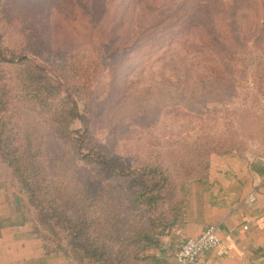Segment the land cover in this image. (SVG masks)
<instances>
[{
  "label": "rangeland",
  "instance_id": "374dc122",
  "mask_svg": "<svg viewBox=\"0 0 264 264\" xmlns=\"http://www.w3.org/2000/svg\"><path fill=\"white\" fill-rule=\"evenodd\" d=\"M0 38V126L10 144L31 143L48 191L69 204L55 203L58 235L68 234L58 219L81 222L82 237L125 260L126 241L149 232L157 257L180 183L205 176L215 156L264 160V0H0ZM40 67L53 80L67 71L48 108L36 97ZM68 93L85 124L72 121L65 138L53 116L72 107ZM95 152L157 171L155 206L136 174L113 173ZM0 172L11 177L1 160Z\"/></svg>",
  "mask_w": 264,
  "mask_h": 264
},
{
  "label": "crops",
  "instance_id": "0c3cea01",
  "mask_svg": "<svg viewBox=\"0 0 264 264\" xmlns=\"http://www.w3.org/2000/svg\"><path fill=\"white\" fill-rule=\"evenodd\" d=\"M180 194L184 220L155 250L161 264H179V244L209 227L220 243L194 264H264V160L215 156L204 177L181 183ZM46 247L15 183H0V264H77Z\"/></svg>",
  "mask_w": 264,
  "mask_h": 264
},
{
  "label": "trees",
  "instance_id": "16d2710c",
  "mask_svg": "<svg viewBox=\"0 0 264 264\" xmlns=\"http://www.w3.org/2000/svg\"><path fill=\"white\" fill-rule=\"evenodd\" d=\"M10 60L11 62H15L17 60L23 61L24 59L19 56H13ZM40 70L47 72V69L43 67H40ZM64 73H67L66 68L63 71L61 79L53 80L52 77H49V72H47L45 77H42V81L39 82L35 88L36 97L44 107L48 108V98L50 96L59 94L61 90L67 92L62 84L63 80L67 81ZM68 98L69 100H72V107L70 109L68 108L67 112L63 113V119L59 121L57 114L53 116V119L58 121L57 126L54 127V132L56 134L64 135L65 138L70 136L69 126L72 121L80 119L82 123L85 124L84 118L76 112L77 105L74 103L71 93H68ZM5 105L6 102L0 98V111H2V108H5ZM5 111L7 113L9 110H4L2 112ZM11 136L12 135H10L5 127L0 126V160L3 165L9 168L11 176L9 180H7L3 176V173L0 172V183L5 181L15 183L18 194H20L25 201L26 215L28 216V219L33 222L36 233L47 243L46 248L48 251L64 253L74 259L77 264H161V260L148 254L149 251L151 253L152 246L157 244V241L151 240L149 232H142L138 236H134L126 241V246L130 250L127 251V257L125 260L124 258L122 259V257L111 258L109 254H107L106 248L101 245L102 242L100 243L98 238L90 240L86 237H82L81 232L83 231V225L80 224L81 222H78L75 225L69 224L68 222L66 223V228L64 224L65 222L60 221L63 218L58 219L57 222L63 224L62 230H68V234L62 236L56 234L53 225L54 223L51 221L55 218L54 213H57L56 209H54L55 203L63 204L67 208L69 207V204L65 203L64 198L60 199L59 196L57 197L59 194L52 191V189H50L52 192L48 191L49 188L47 184H45L47 177L43 170L45 165L41 164L40 161H37L36 153L32 150L31 143L16 145V141L14 140L15 143L13 142L14 145H12L10 144L11 141H9ZM83 136L84 135H81V137L77 139L78 142H83ZM93 160L98 162L99 165L104 166L113 173L121 176L129 177L136 174L137 177L134 178H136V180L139 179L138 182L141 188L138 194L142 196V199H144L143 203L150 209H152L155 206V202L157 203L160 199L159 192H161V187L158 184H155L152 187L147 184L148 176L151 173H157V171H137V173H134L135 171L132 172L130 169H121L118 163L108 159L106 156L103 154L101 155L98 152L94 153ZM159 182L161 184H167L168 181L167 178L160 177ZM180 185L181 183L178 186L179 194ZM45 189L47 190L45 191ZM41 192L50 195H47V197L44 198V195H41ZM152 192L154 193L152 194ZM60 201L62 203H59ZM183 209L184 202L181 197L177 214L174 213L172 222H167L164 229H166V226L168 225H171L170 227L176 229L182 224L184 220ZM41 227L46 234H42Z\"/></svg>",
  "mask_w": 264,
  "mask_h": 264
},
{
  "label": "built area",
  "instance_id": "2783aa9c",
  "mask_svg": "<svg viewBox=\"0 0 264 264\" xmlns=\"http://www.w3.org/2000/svg\"><path fill=\"white\" fill-rule=\"evenodd\" d=\"M219 243L216 229L209 227L198 238H188L179 244L176 252L177 261L179 264H194L201 254L209 253Z\"/></svg>",
  "mask_w": 264,
  "mask_h": 264
}]
</instances>
